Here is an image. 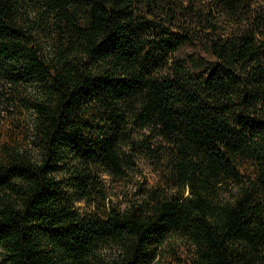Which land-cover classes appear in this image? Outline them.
Segmentation results:
<instances>
[{
  "label": "trees",
  "instance_id": "1",
  "mask_svg": "<svg viewBox=\"0 0 264 264\" xmlns=\"http://www.w3.org/2000/svg\"><path fill=\"white\" fill-rule=\"evenodd\" d=\"M2 262L264 264V0H0Z\"/></svg>",
  "mask_w": 264,
  "mask_h": 264
},
{
  "label": "rangeland",
  "instance_id": "2",
  "mask_svg": "<svg viewBox=\"0 0 264 264\" xmlns=\"http://www.w3.org/2000/svg\"><path fill=\"white\" fill-rule=\"evenodd\" d=\"M27 117L30 118V114H27ZM107 179L112 184L113 190L110 192L113 195L115 202L122 203L124 206L129 203V199H135L139 195V190L141 186H151L156 182L157 176L152 171L150 166L144 162L140 163V167L135 174L132 182L125 183L124 185L116 184L112 182L109 177ZM85 206V205H82ZM85 208V207H84ZM168 244L183 247L185 240L179 236H172L167 240ZM106 252H109L106 250ZM2 264H7L3 263ZM163 264V263H162Z\"/></svg>",
  "mask_w": 264,
  "mask_h": 264
}]
</instances>
